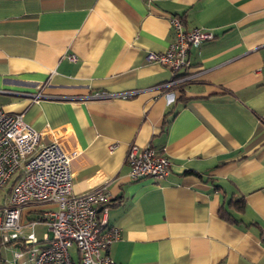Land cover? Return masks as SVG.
<instances>
[{"label": "crops", "instance_id": "0c3cea01", "mask_svg": "<svg viewBox=\"0 0 264 264\" xmlns=\"http://www.w3.org/2000/svg\"><path fill=\"white\" fill-rule=\"evenodd\" d=\"M172 16L214 38L171 87L148 54L175 40ZM263 65L264 0H0V107L77 152L76 194L108 184L120 264H264ZM133 143L165 153L170 174L133 179ZM39 204L22 210L26 231ZM34 230L43 245L47 223ZM1 246L5 264H35L15 260L19 241Z\"/></svg>", "mask_w": 264, "mask_h": 264}, {"label": "built area", "instance_id": "2783aa9c", "mask_svg": "<svg viewBox=\"0 0 264 264\" xmlns=\"http://www.w3.org/2000/svg\"><path fill=\"white\" fill-rule=\"evenodd\" d=\"M171 25L175 33L173 43L166 51L150 52L148 57L171 69L173 78L168 85L172 87L195 77L191 72L177 76V71L188 68L190 48L213 39L214 33L200 27L187 28L178 16L171 17ZM136 92L96 95L126 97ZM32 96L38 99L41 94ZM42 136L43 133L27 122L23 114L0 107V190L13 180L4 204L0 205V244L19 241L22 249L15 250V260L28 254L35 264H75L70 252L72 246L77 248L81 264H120L109 254L110 245L120 237L121 230L109 222L108 184L76 194L71 162L77 152L66 150L58 138L41 143ZM126 161L133 179H162L171 172L170 158L151 145L141 148L131 144ZM37 203L56 207L30 219L27 225L31 229L26 231L21 222L22 210ZM38 221L47 223L43 245L34 230ZM0 264H5L2 257Z\"/></svg>", "mask_w": 264, "mask_h": 264}, {"label": "rangeland", "instance_id": "374dc122", "mask_svg": "<svg viewBox=\"0 0 264 264\" xmlns=\"http://www.w3.org/2000/svg\"><path fill=\"white\" fill-rule=\"evenodd\" d=\"M8 186H6L4 189L0 190V205H3L4 204V197L5 195H7L8 193ZM34 207H37L38 209H47V208H55L56 206L55 205H51V204H44V203H41L37 206H34ZM31 209H33L32 207H26L23 211V215H24V218H26V215L28 214L29 211H31ZM18 243V241H15V242H12L10 244H2L1 247H3V252H4V255L7 253V251L5 250L6 248H13L14 244ZM10 250V249H8ZM12 253V252H11ZM10 255V254H9ZM29 256V255H27Z\"/></svg>", "mask_w": 264, "mask_h": 264}, {"label": "trees", "instance_id": "16d2710c", "mask_svg": "<svg viewBox=\"0 0 264 264\" xmlns=\"http://www.w3.org/2000/svg\"><path fill=\"white\" fill-rule=\"evenodd\" d=\"M182 90H180V92H181ZM12 182H13V180H12ZM12 182L8 185V190H10V187H11V184H12ZM111 203V202H110Z\"/></svg>", "mask_w": 264, "mask_h": 264}]
</instances>
